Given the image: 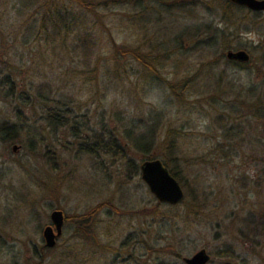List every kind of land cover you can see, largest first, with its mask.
<instances>
[{
	"label": "rangeland",
	"instance_id": "1",
	"mask_svg": "<svg viewBox=\"0 0 264 264\" xmlns=\"http://www.w3.org/2000/svg\"><path fill=\"white\" fill-rule=\"evenodd\" d=\"M42 1L0 0V76L4 73L13 77L17 75L18 81L22 82L32 78L34 66H41V54H35L34 36H30L28 30L30 24L37 23L29 15ZM24 5L31 8H24ZM123 8L94 16L97 20L103 19L100 21L103 27L113 28L119 42L137 47L139 40L134 33L126 39L128 30L120 16L126 11ZM195 8L196 17L182 12L167 13L164 14V23L160 22L161 15L156 14V18L152 14L151 17L164 25L167 39L183 31L190 33L189 29L205 23H219V17L214 13L199 5ZM103 31L109 34L107 29L103 28ZM135 31L142 38L139 27ZM263 39L264 22L262 29L244 31L238 42L232 41L253 56L248 69L220 64L213 71L216 75L223 70L224 83L232 84L237 90H200L191 96L185 93L181 100L158 84H151L149 90L144 91L132 90L134 86L127 84L130 90L119 88L107 92L104 108L83 90L81 103L71 105L76 114L89 118V126L82 128L80 135L94 142L93 134L101 130L100 122H104L120 146L99 159L79 153L82 139L76 138V131L71 135L62 129L54 131L49 127L45 111L50 114L56 107L52 96L44 106L42 101L36 100V93L32 97L29 90H0V125L15 120L14 106H18L25 120L34 126L35 135L31 138L37 136V150L41 146V150L32 155L36 149L26 136L10 145L0 140V264H157L155 261L158 264L161 261L186 264L185 259L201 250H206L211 256L209 264H242L243 260L248 264H264V125L254 119L253 110L243 106V98L240 97L241 93L249 92L248 87L263 81ZM25 40L30 42L28 48L24 47ZM190 41L186 34V49L194 45ZM222 49L218 45L211 49L210 54L197 51V54L190 55L183 67L219 57ZM60 66L57 63L55 69H49V65L46 68L48 72L54 70L58 73ZM173 71L168 66L164 75L173 80ZM134 75L132 81L140 76ZM147 78L150 79L148 73ZM210 84L207 81V85ZM52 91V95L58 94V90ZM23 92L24 97L33 99L32 106L22 108L18 104L16 98ZM62 92V95L76 93L71 90ZM7 93L13 95L6 99ZM61 94L55 98L61 99ZM65 101L68 104L67 100L63 104ZM61 107L65 109V105ZM127 121L135 125L143 122L145 126L159 123L161 131L171 127L187 133V141L183 144L191 160L181 161L183 169L188 171L185 172L186 188L180 184L184 201L177 208L183 219L169 220L164 231L160 228L165 218L157 213L159 208L154 207L158 200L151 194L141 174L129 172L127 160L122 159V152H125L126 158L139 166L147 161L141 152L128 148L124 131ZM145 130L140 126L139 132ZM225 131L233 134L240 131L243 135L227 138ZM41 135L44 136V144ZM14 147L18 148L16 152ZM53 152L57 156L50 159ZM44 155L48 158L44 159ZM153 155L155 158L160 156L157 151ZM48 162L56 171L47 168ZM194 189L198 203L206 199L207 205L201 215L196 214L199 217L195 220L193 216L184 219L188 211L186 205L196 202ZM102 204L105 208L97 213L100 221L97 232L100 234L102 230L110 229L116 234L111 238L99 237L95 246L94 237L90 236L88 240L77 237L73 225L66 220L70 216L84 215ZM163 205L160 212L167 213L169 206ZM55 210L64 214V231L56 247L48 249L43 232L52 224L51 214ZM143 210L147 213H142ZM171 241L178 251L182 249L180 258L159 254L158 249ZM144 242H151V252ZM108 245L113 247L112 251L105 248ZM226 246H232L239 257L217 255Z\"/></svg>",
	"mask_w": 264,
	"mask_h": 264
},
{
	"label": "trees",
	"instance_id": "2",
	"mask_svg": "<svg viewBox=\"0 0 264 264\" xmlns=\"http://www.w3.org/2000/svg\"><path fill=\"white\" fill-rule=\"evenodd\" d=\"M199 1L43 0L37 5L36 10L29 15V18L36 19L37 23L30 24L28 30L31 34L30 36H34V43L37 49L35 54H41L42 64L41 66H34L33 70H35L32 72V78L29 80L24 79L22 82L18 81L17 75L13 77L5 73L1 74L0 90H29L32 97L36 93V100L42 101L44 106L50 102L49 98L52 96V101L56 102L55 109L50 114H48L49 111L47 112L44 109L49 127L54 131L62 129L66 134L69 132L71 135L75 134L76 131V138L82 139V142L79 143L78 151L83 155H91L95 159L109 155L111 151H114L115 148H120V146L118 145L117 137L111 130H108L104 122H100L101 130L93 134L94 142H90L88 138H84L79 133L82 128L89 126V118L76 114L72 107L81 103L80 98L83 90L90 93L92 101L97 102L103 108L105 107L108 91L119 88L130 90L129 85L134 86L132 90L144 91L149 90L151 84H158L169 89L173 95L175 94L177 98L182 100L185 93L191 96L196 92H200V90H237L232 84L224 83V75L221 74L223 70L221 73L214 74L213 71L220 64H226L228 67H237L242 70L251 67L250 64L253 58L251 53H249L251 60L248 63L230 60L227 54L230 50H242L240 49L242 47H238L232 42L233 40L238 42L241 33L262 29L264 14L262 12H253L230 0ZM196 5L217 15L219 23H205L202 26H196L193 30L189 29L190 33L183 31L171 36L173 38L167 39V34L164 33L163 29L164 25L160 24V22L164 23L166 20L164 14L182 12L196 17ZM25 7L31 8L24 5ZM119 7H124L123 9L126 10L123 15H120L128 30L126 39L130 38L134 33V36L139 40V46L137 47L127 45V42H119L113 33V28L103 27L101 23L103 19L99 18L97 20L94 16L101 14L103 11L112 13L113 9H118ZM152 14L155 17L156 14L161 15L160 22L155 21L151 17ZM138 27L143 33L142 38H140V33L135 31ZM103 28L107 29L109 34L105 33ZM186 34L194 44L190 46V49L185 47L184 36ZM29 43V41L25 40L24 47L28 48ZM218 45L223 48L219 57L206 61L201 60V62H204L192 67H183L184 62L190 59L191 54L195 55L197 51L210 54L211 49ZM263 45L264 39L261 47ZM57 63L61 65L58 68L60 69L58 73L54 70L53 72L47 71L46 65H49V69H55ZM168 66L174 69L171 72L174 75L173 80H169L164 75V71ZM147 73L150 74V79L147 78ZM134 74H140V76L135 81H132ZM207 81H210L211 84L207 85ZM127 84L129 85L127 86ZM52 90H58L56 95L63 93V90L76 91V93L75 95L70 94L71 96L64 94L66 98L61 94L62 98L57 100L55 98L56 95H52ZM247 90H249L248 93H241L240 95L243 98V106L253 110L254 119L264 125V78L262 83L253 84ZM12 93L14 94V92ZM13 94L7 93L5 98L9 99ZM23 95H25V92L16 98L18 104L22 105V108L32 106L33 99L31 100V98H26ZM64 100H67L68 104H66V101L63 104ZM63 105H65L64 110L61 107ZM66 106H70V108L67 109ZM80 107L79 105L78 108ZM14 111L15 120L0 125V140L10 145L19 142L21 138L26 136L29 138V144L36 149L34 152L32 151V155H35L41 150V146L37 150L35 146V143L38 142L37 136L33 139L31 138L35 135L33 134L34 126L25 120V116L18 106H14ZM127 122L128 124L124 126V131L128 148L131 151L141 152L146 160H160L174 178L186 188L185 172L188 170L183 169L181 161L191 160L190 154L183 144V141H187V133L181 129L170 127L167 131L162 129L163 134H161L162 131L158 127L159 123L145 126L143 122H140L139 125ZM140 126H144L146 130L139 132ZM225 132L227 138H235L239 136L238 134L243 135V132L240 133V131L236 134ZM41 136V142L44 144V136ZM261 138L262 136L259 137V142ZM220 147L222 146L220 145ZM154 151L159 152L160 156L155 158L153 155ZM122 154V159L124 161L127 160L129 172L135 171L136 174H141L139 164H135L132 159L126 158L125 152H122ZM53 156L56 157L57 154L55 155L53 152L50 159ZM203 157L205 158V156ZM203 157H200V159L203 160ZM47 158L44 155V159ZM46 166H48V169L56 171L54 170L55 168L50 166L49 162L46 163ZM193 192L196 202L186 205L188 211L185 214L187 216L184 215V219H189L193 216L195 220L199 217L196 214L201 215L207 205L206 199L200 201L201 204L198 203L199 199L196 196L195 189ZM183 201L184 199L180 203H183ZM163 204L165 203L160 204L157 202L154 206L159 208L157 213L165 218L160 231L165 230L169 220H175V218L183 219V216L177 210L179 204H167L169 206L167 213L166 211L160 212L161 206H164ZM104 208L105 206L102 204V206L92 208L84 215L70 216L67 221L73 225L75 235L84 240H88L87 238L90 236L94 237L95 239H92L95 246H97L95 241H98L99 237L111 238L115 236L116 233L110 229H104L99 232L100 234L97 232L98 223L100 222L97 213L102 209L104 211ZM144 210L142 213H147V210ZM241 233H244L243 230H241ZM167 243V246L158 249L159 254L177 255L176 257L180 258L182 249L178 251L179 249L174 246L175 243L173 241ZM144 245L149 252L153 250L151 242H144ZM105 248L109 251L113 249L112 246ZM217 255L231 258L239 257L232 246H226V249L218 252ZM155 262L158 264V261ZM159 264L169 263L161 261ZM242 264H248L247 260H243Z\"/></svg>",
	"mask_w": 264,
	"mask_h": 264
},
{
	"label": "water",
	"instance_id": "3",
	"mask_svg": "<svg viewBox=\"0 0 264 264\" xmlns=\"http://www.w3.org/2000/svg\"><path fill=\"white\" fill-rule=\"evenodd\" d=\"M230 1L253 12H264V0ZM227 57L230 60L243 63H248L251 59L249 53L244 50L229 51ZM17 149V147H14L15 152ZM140 170L142 180L158 202L178 205L184 199L182 186L160 160H147L141 164ZM51 221L52 224L47 226L43 232L45 244L48 248H54L57 245V240L63 235L65 224L63 212L60 210L53 211ZM210 261L211 256L206 250H201L191 258L185 259L186 264H209Z\"/></svg>",
	"mask_w": 264,
	"mask_h": 264
},
{
	"label": "flooded vegetation",
	"instance_id": "4",
	"mask_svg": "<svg viewBox=\"0 0 264 264\" xmlns=\"http://www.w3.org/2000/svg\"><path fill=\"white\" fill-rule=\"evenodd\" d=\"M67 221V220H66ZM65 225V224H64ZM64 231V230H63ZM63 236V235H62Z\"/></svg>",
	"mask_w": 264,
	"mask_h": 264
}]
</instances>
